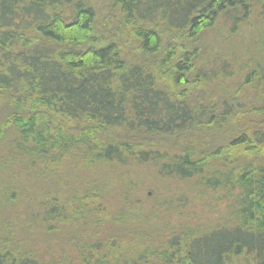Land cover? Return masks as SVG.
Listing matches in <instances>:
<instances>
[{"label":"trees","instance_id":"obj_1","mask_svg":"<svg viewBox=\"0 0 264 264\" xmlns=\"http://www.w3.org/2000/svg\"><path fill=\"white\" fill-rule=\"evenodd\" d=\"M3 141L10 160L44 172L154 165L167 181L220 191L232 214L148 237L117 232L141 201L126 196L112 219L89 192L54 196L33 215L43 228L68 215L95 226L61 248L6 235L0 264H264V0H0ZM151 196L153 207L165 197ZM160 202L163 215L177 207Z\"/></svg>","mask_w":264,"mask_h":264},{"label":"rangeland","instance_id":"obj_2","mask_svg":"<svg viewBox=\"0 0 264 264\" xmlns=\"http://www.w3.org/2000/svg\"><path fill=\"white\" fill-rule=\"evenodd\" d=\"M215 42L221 45L215 50L222 51L225 44H221L219 40ZM231 50L236 52L237 45H232ZM208 54L211 56L213 53ZM4 142L6 141L0 142V153L6 159L5 162L0 163V238L13 233L15 236L34 234L41 236V241L51 244V247L59 242L61 248L66 244L63 240H68L73 230L92 229L95 225L90 223L91 218L94 220V217L86 218L89 226L83 227L84 217L80 219L78 216L68 215L67 220L66 218L63 221L51 220L45 229L43 225L34 221L33 215L39 210L44 212L48 210L45 202L49 198L55 196L63 200L67 197L71 203L72 199L76 200L77 197L85 196L88 192L96 195L99 206L105 207V214H109V218L112 219L115 210L124 206L126 196L134 203L141 201L142 215L133 214L129 226L125 225L123 229H118L119 231L113 227L117 232L123 230L126 232L127 228H131L132 233L143 232L148 237L158 233L161 224H164V231L175 230L184 233L188 230L186 226L197 225L200 229H210L221 218L230 217L232 214V209H229L225 200L221 199L220 191L205 190L193 180L178 183L167 181L164 177L155 174L157 168L154 165L131 164L105 167L90 163L85 166L73 161L50 165L44 172L42 170L44 168H39L37 164H28L20 156L10 160L12 155H9L13 148ZM151 194L165 196L157 198L156 205L165 198L174 201L177 205L176 209H171L172 211L167 215L153 210L156 205L153 207L154 198ZM144 196L150 197V200L144 202ZM180 197L183 200L177 203L176 200ZM91 199L93 201V198ZM29 218L32 221L28 220ZM75 218L77 219L74 221ZM108 223L111 224L112 221ZM116 224L118 226V223ZM105 226L112 227L109 224ZM65 250L73 252L69 244ZM248 258L247 255L243 258H235L234 264H237L236 262L246 264Z\"/></svg>","mask_w":264,"mask_h":264}]
</instances>
